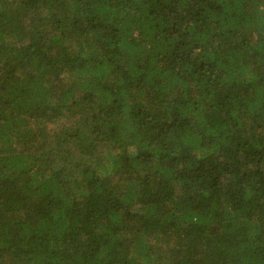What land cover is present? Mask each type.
Returning <instances> with one entry per match:
<instances>
[{
	"label": "trees",
	"instance_id": "16d2710c",
	"mask_svg": "<svg viewBox=\"0 0 264 264\" xmlns=\"http://www.w3.org/2000/svg\"><path fill=\"white\" fill-rule=\"evenodd\" d=\"M0 264H264V0H0Z\"/></svg>",
	"mask_w": 264,
	"mask_h": 264
}]
</instances>
